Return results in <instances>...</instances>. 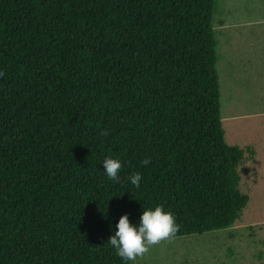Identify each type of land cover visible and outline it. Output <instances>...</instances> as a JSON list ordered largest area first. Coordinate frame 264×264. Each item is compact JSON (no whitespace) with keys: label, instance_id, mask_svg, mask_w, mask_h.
<instances>
[{"label":"trees","instance_id":"16d2710c","mask_svg":"<svg viewBox=\"0 0 264 264\" xmlns=\"http://www.w3.org/2000/svg\"><path fill=\"white\" fill-rule=\"evenodd\" d=\"M215 5L0 0V264H129L110 225L157 204L179 225L168 238L240 218L244 151L221 127ZM106 156L122 162L118 181Z\"/></svg>","mask_w":264,"mask_h":264},{"label":"rangeland","instance_id":"374dc122","mask_svg":"<svg viewBox=\"0 0 264 264\" xmlns=\"http://www.w3.org/2000/svg\"><path fill=\"white\" fill-rule=\"evenodd\" d=\"M215 1L221 127L244 151L238 187L248 202L229 228L161 240L135 264H264V0Z\"/></svg>","mask_w":264,"mask_h":264},{"label":"clouds","instance_id":"9594fccd","mask_svg":"<svg viewBox=\"0 0 264 264\" xmlns=\"http://www.w3.org/2000/svg\"><path fill=\"white\" fill-rule=\"evenodd\" d=\"M3 74V71H0V76ZM101 135L106 136L108 132L102 129ZM149 162L148 158L142 161L145 165ZM102 163L106 176L110 180L118 181L122 168L121 160L106 156ZM128 179L132 185L139 187L142 176L140 172H134ZM110 227L111 235L107 242L115 249L117 256L135 264L136 258L147 252L149 246L174 235L179 225L171 211L165 210L163 205L157 204L154 207H142L139 218L135 222L130 221L128 213H123L115 225H110Z\"/></svg>","mask_w":264,"mask_h":264}]
</instances>
